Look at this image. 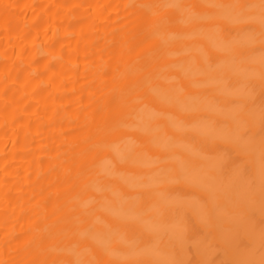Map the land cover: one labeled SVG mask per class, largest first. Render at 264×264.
<instances>
[{"label":"bare ground","instance_id":"6f19581e","mask_svg":"<svg viewBox=\"0 0 264 264\" xmlns=\"http://www.w3.org/2000/svg\"><path fill=\"white\" fill-rule=\"evenodd\" d=\"M0 264H264V0H0Z\"/></svg>","mask_w":264,"mask_h":264}]
</instances>
